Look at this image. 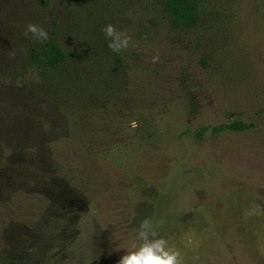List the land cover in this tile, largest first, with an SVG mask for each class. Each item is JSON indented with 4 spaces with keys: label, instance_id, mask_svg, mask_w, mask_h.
Listing matches in <instances>:
<instances>
[{
    "label": "rangeland",
    "instance_id": "rangeland-1",
    "mask_svg": "<svg viewBox=\"0 0 264 264\" xmlns=\"http://www.w3.org/2000/svg\"><path fill=\"white\" fill-rule=\"evenodd\" d=\"M199 6L186 30L162 0H0V146L50 145L82 190L54 193L81 214L64 264H116L144 218L182 264H264V0ZM107 24L128 48L108 47ZM51 40L61 68L29 65ZM233 121L249 129L212 133ZM20 196L0 202V251L6 214L42 213Z\"/></svg>",
    "mask_w": 264,
    "mask_h": 264
},
{
    "label": "trees",
    "instance_id": "trees-1",
    "mask_svg": "<svg viewBox=\"0 0 264 264\" xmlns=\"http://www.w3.org/2000/svg\"><path fill=\"white\" fill-rule=\"evenodd\" d=\"M162 6L163 13L183 29L196 28L200 21L199 0H162ZM30 59L29 65L58 70L67 57L56 41L51 40L44 44L41 52L32 50ZM247 129V124L233 121L214 127L212 133ZM49 146H43V158H39L37 152L0 146V202L6 197L12 200L15 195L43 200L42 213L31 225L24 216L5 215V243L0 251V264H64L61 253L69 244L81 214L76 208L63 207L54 193L60 191L62 195L77 197L81 196L82 190L74 172L71 174L66 170L62 154ZM9 152L12 155L6 156V160L4 156Z\"/></svg>",
    "mask_w": 264,
    "mask_h": 264
},
{
    "label": "clouds",
    "instance_id": "clouds-1",
    "mask_svg": "<svg viewBox=\"0 0 264 264\" xmlns=\"http://www.w3.org/2000/svg\"><path fill=\"white\" fill-rule=\"evenodd\" d=\"M101 31L108 42V47L113 52L128 48L131 38L124 31L117 30L112 24L103 26ZM29 33L33 40H48V31L36 23L26 25L24 35L28 36ZM157 59V56L152 57L153 62ZM133 239L135 243L125 251L116 264H182L180 250L163 236H158L149 218L140 221Z\"/></svg>",
    "mask_w": 264,
    "mask_h": 264
}]
</instances>
